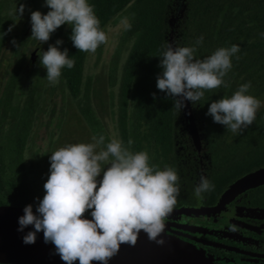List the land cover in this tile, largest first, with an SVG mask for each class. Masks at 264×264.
<instances>
[{"label": "trees", "instance_id": "obj_1", "mask_svg": "<svg viewBox=\"0 0 264 264\" xmlns=\"http://www.w3.org/2000/svg\"><path fill=\"white\" fill-rule=\"evenodd\" d=\"M32 1L0 0V65L11 30L24 13L32 16ZM76 6L79 10L72 15ZM126 8L131 14L124 35L134 42L122 68L118 119L127 167L134 164L143 170L150 195L137 212L214 204L232 182L264 166V105L233 130L241 111L264 92V0H44L51 34L47 44L40 45L54 48L59 82L72 98L81 94L92 40ZM170 42L176 60L169 52ZM41 61L25 64L32 68L14 132L16 145L9 147L6 157L0 154V204L85 215L103 209L130 214L104 190L89 191L82 198L75 187L46 179L38 163L24 166L22 146L31 120L42 110ZM23 66L18 60L5 80L0 121ZM85 116L110 152L111 141L89 104ZM252 193L264 194V185L240 196Z\"/></svg>", "mask_w": 264, "mask_h": 264}, {"label": "rangeland", "instance_id": "obj_2", "mask_svg": "<svg viewBox=\"0 0 264 264\" xmlns=\"http://www.w3.org/2000/svg\"><path fill=\"white\" fill-rule=\"evenodd\" d=\"M67 1L63 0V3ZM43 6L44 0H33L28 7L32 10V16L27 24L22 26L26 17L24 13L17 26L11 30V34L16 29L24 33L5 44L0 65V93L15 63L18 60L24 62L21 80L14 87L5 107L4 121H0V154L5 157L9 147L16 145L14 132L18 129L20 112L27 98V73L32 67H26L25 64L32 58L38 44H47L51 34ZM78 10L79 6H76L72 15ZM130 14L128 8L122 10L104 25L100 36L92 40L85 60L81 94L76 98H72L67 88L59 82L56 55L51 45L36 59L42 60L39 64L44 78L42 110L31 120L22 146V158L26 168L38 163L45 168L46 179L60 181L69 188L75 187L80 197L86 198L89 191L99 194L104 190L112 201L121 203L124 210L132 213L137 212L150 199V195L143 170L134 164L127 167L121 152L124 147L118 102L122 68L134 42L132 37L124 35ZM87 104L104 126L111 141L110 152L95 137L86 122ZM130 105L129 102V111ZM263 105L264 92L241 111L233 130L241 127ZM133 142V136L130 135V150ZM109 167L113 170L110 171ZM100 214H108V210H100Z\"/></svg>", "mask_w": 264, "mask_h": 264}, {"label": "water", "instance_id": "obj_3", "mask_svg": "<svg viewBox=\"0 0 264 264\" xmlns=\"http://www.w3.org/2000/svg\"><path fill=\"white\" fill-rule=\"evenodd\" d=\"M29 17L25 18L23 27ZM16 29L11 39H18ZM32 58L36 61L45 49ZM169 52L176 60L175 48L169 43ZM32 62V60H31ZM188 108L185 93L181 94ZM191 131L193 119L188 115ZM264 183V166L232 182L222 193L219 203L211 207H178L130 214H92L31 208L21 205L0 204V246L18 251H51L56 254H86L101 247L120 249L143 264H213L193 244L168 230L174 222H163L160 217L180 214L212 213L246 189ZM158 224L160 227H158ZM188 229L197 227L182 225ZM1 262V261H0ZM24 264L14 262H3Z\"/></svg>", "mask_w": 264, "mask_h": 264}, {"label": "flooded vegetation", "instance_id": "obj_4", "mask_svg": "<svg viewBox=\"0 0 264 264\" xmlns=\"http://www.w3.org/2000/svg\"><path fill=\"white\" fill-rule=\"evenodd\" d=\"M40 46H36L33 55L41 51ZM263 185H255L245 191ZM241 193L212 213H190L176 219H160L174 222L168 230L193 244L213 264H264V194L252 193L243 198ZM220 197L205 207L218 204ZM182 225L199 229H188Z\"/></svg>", "mask_w": 264, "mask_h": 264}, {"label": "bare ground", "instance_id": "obj_5", "mask_svg": "<svg viewBox=\"0 0 264 264\" xmlns=\"http://www.w3.org/2000/svg\"><path fill=\"white\" fill-rule=\"evenodd\" d=\"M0 261L24 264H143L123 250L101 247L86 254L18 251L0 246Z\"/></svg>", "mask_w": 264, "mask_h": 264}]
</instances>
